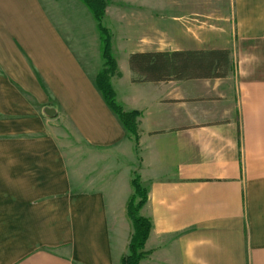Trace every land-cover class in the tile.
Wrapping results in <instances>:
<instances>
[{
    "label": "crops",
    "instance_id": "obj_1",
    "mask_svg": "<svg viewBox=\"0 0 264 264\" xmlns=\"http://www.w3.org/2000/svg\"><path fill=\"white\" fill-rule=\"evenodd\" d=\"M112 1L111 82L140 115L138 149L97 89L88 7L0 0V264H122L135 175L152 224L140 264H264V0ZM211 50L230 52L225 78L136 82L130 67Z\"/></svg>",
    "mask_w": 264,
    "mask_h": 264
},
{
    "label": "trees",
    "instance_id": "obj_2",
    "mask_svg": "<svg viewBox=\"0 0 264 264\" xmlns=\"http://www.w3.org/2000/svg\"><path fill=\"white\" fill-rule=\"evenodd\" d=\"M93 14L100 32L103 69L97 75L96 86L107 106L118 117L129 137L139 144V113L125 111L117 102L111 78L119 71L113 54V38L103 26L108 0H80ZM130 67L139 78L136 82L225 78L231 71L230 52L226 50L136 53L130 57ZM134 195L128 204V215L133 223V235L128 254L122 264H140L147 256L145 246L152 230L151 221L141 215L148 200V191L135 175Z\"/></svg>",
    "mask_w": 264,
    "mask_h": 264
},
{
    "label": "rangeland",
    "instance_id": "obj_3",
    "mask_svg": "<svg viewBox=\"0 0 264 264\" xmlns=\"http://www.w3.org/2000/svg\"><path fill=\"white\" fill-rule=\"evenodd\" d=\"M114 1V2H113ZM112 2H111V4L112 3H117V2H119L120 0H113ZM88 12V11H87ZM89 13V15H90V19H91V21H92V23H95L94 25H95V30H94V32L96 33V34H98L99 36H100V32H99V29H98V25H97V22L96 21H94V18H93V14L92 13H90V12H88ZM102 23H103V26L104 27H108V28H110V23H109V21L104 17V19H103V21H102ZM89 31V30H88ZM111 32V31H110ZM112 34V33H111ZM86 38L87 39H89L88 38V34L86 33ZM89 36H91V32L89 33ZM112 37H113V35H112ZM113 41V40H112ZM113 54H114V56H115V58L117 57L116 56V54H117V52H116V54H115V52H114V50H113ZM121 56V55H120ZM119 56V57H120Z\"/></svg>",
    "mask_w": 264,
    "mask_h": 264
}]
</instances>
